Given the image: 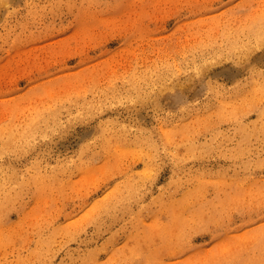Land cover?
I'll use <instances>...</instances> for the list:
<instances>
[{"label":"rangeland","instance_id":"rangeland-1","mask_svg":"<svg viewBox=\"0 0 264 264\" xmlns=\"http://www.w3.org/2000/svg\"><path fill=\"white\" fill-rule=\"evenodd\" d=\"M259 16L0 0V264H264Z\"/></svg>","mask_w":264,"mask_h":264},{"label":"bare ground","instance_id":"bare-ground-1","mask_svg":"<svg viewBox=\"0 0 264 264\" xmlns=\"http://www.w3.org/2000/svg\"><path fill=\"white\" fill-rule=\"evenodd\" d=\"M262 16V15H261ZM254 22L252 23L253 25L251 26H249L248 27V30H247V32L249 33L251 30H253V32H255V30H257V28L259 29V27H261V26H263L264 25V18L263 17H256V19L254 18ZM263 28V27H262ZM261 28V29H262ZM242 30H243V28H241ZM260 30V29H259ZM263 30V29H262ZM231 31V30H230ZM240 31V30H239ZM243 32V31H242ZM245 33V32H244ZM229 34H231V33H228L227 31H226V36L227 37H229ZM247 34V33H246ZM246 34H244V35H246ZM263 34H264V31H263ZM232 35L233 36H238L239 37V33L237 32V31H235L234 30V32L232 33ZM257 35V34H256ZM259 36H260V33L258 34ZM250 36V35H249ZM251 36H252V34H251ZM241 37H243V36H241ZM264 37V36H263ZM235 38V37H234ZM249 38V37H248ZM264 39V38H263ZM233 40V39H232ZM239 41V40H238ZM237 41V42H238ZM242 41V40H241ZM241 41H240V43H241ZM258 41V40H257ZM263 41V40H262ZM243 42V41H242ZM231 43H232V41H231ZM258 43V42H257ZM238 44V43H237Z\"/></svg>","mask_w":264,"mask_h":264}]
</instances>
